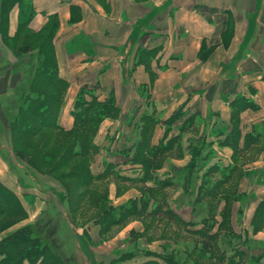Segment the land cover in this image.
Returning a JSON list of instances; mask_svg holds the SVG:
<instances>
[{"label": "crops", "instance_id": "1", "mask_svg": "<svg viewBox=\"0 0 264 264\" xmlns=\"http://www.w3.org/2000/svg\"><path fill=\"white\" fill-rule=\"evenodd\" d=\"M2 1L0 182L19 197L26 210L23 221L8 232L35 223L38 218L66 216L69 203L63 196L64 188L57 193L51 179L34 175L26 161L16 158L12 148L11 130L2 105L5 103L10 113L15 114L14 107L22 102L29 83L27 72L31 67L27 63L34 61L33 54L38 51L36 48L17 52L13 46L10 48L11 41L19 35L21 9L19 5L12 7L2 29ZM29 1L34 8L28 25L30 32L38 33L50 23L55 32L51 65L65 81L60 125L65 129L74 127V103L82 90L88 100L93 96L100 101L112 98L117 111L103 119L94 137L97 149L90 161L91 174L97 177L108 171L100 181L111 178L119 185L139 186L122 196H126L125 200H112L110 204L116 207L132 199L140 200L153 189L155 205L161 204V209L153 213L150 204L142 215L170 219L176 227L175 235L194 239L184 244L193 264L196 256L191 248L203 247L204 238L189 232V222H194L192 226L196 228L207 226L203 219L209 217L208 203L206 213L197 206L209 198L205 196V200L196 204L198 190H195L194 203L179 202L183 194L171 201L167 188L175 184L172 179L178 175L182 178L184 196L191 191L187 165L194 147L202 148L204 154L211 153L205 165L218 168L210 175L212 180L215 174L220 177L221 169L236 165L235 154L247 152L262 158L244 169L264 168V0ZM178 110L177 119L171 123ZM146 121L148 130L144 134ZM235 126L240 133L237 149L224 143ZM144 135L148 142L145 151L156 148L161 153L154 158L159 165L147 179L143 164L133 159ZM246 135L255 142L243 148ZM241 166L243 161L238 167ZM206 170H201L199 176ZM258 180L261 182L250 179L249 188L240 189L246 190L250 200L264 198V190H257L258 185H264V179ZM199 213L200 219H195ZM215 213L219 220V212ZM248 214L245 210L246 222L242 223L233 208L234 231L247 232L253 242H263L264 228L253 232L252 216ZM66 221L72 225L69 219ZM218 226L217 222L212 231ZM135 228L136 232L144 231V227ZM72 230L74 243L79 245L99 240L102 226L90 221ZM132 239L136 246L129 249H120L119 245L110 252L98 251L91 245L90 248L99 264H111L122 255L129 256L123 264H166L165 254L172 253L180 260L177 254L180 243L176 238L158 246L147 243L142 247L140 237ZM216 240L221 242L220 238ZM76 261H81L79 255Z\"/></svg>", "mask_w": 264, "mask_h": 264}, {"label": "trees", "instance_id": "2", "mask_svg": "<svg viewBox=\"0 0 264 264\" xmlns=\"http://www.w3.org/2000/svg\"><path fill=\"white\" fill-rule=\"evenodd\" d=\"M25 3L26 1L24 2V0H3L2 11H4L6 7L10 8V11L14 5L20 6L21 14L26 10L24 17L25 21H20L19 31L24 28L29 32L28 25L34 14V8L30 1L26 3V7ZM44 30H46L45 27ZM44 30L42 29V31L35 33L40 35L44 34L42 40L33 41L24 49L25 52H29L37 48L38 52L33 54L34 61H28L27 63L31 67L27 72V82L29 81L26 88L27 91H25L26 93L22 102L14 107L15 114L9 121L12 140L14 141L18 137H31L35 134L34 131L37 128H51L62 132L75 131V129H78L80 130V134L75 135L71 140L69 146L70 153L73 157H86V162L89 164L97 149L94 143V137L98 132L100 123L105 117L113 115V112L117 111V107L112 98L106 101H100L97 97L93 96L88 100L85 95V90H82L74 103V127L71 129H65L60 125L59 114L65 81L58 76L57 70L51 65L54 62L51 48V41L55 34L54 29L51 28L47 31ZM10 48L12 49L13 47L10 46ZM51 89L55 90L54 94L48 93ZM179 111L180 110L172 115L171 123L177 119ZM147 125L148 122L146 121L143 129L144 134H146L148 130ZM236 126L233 128L232 134L228 135L224 142L233 146L235 149H237L240 139V133ZM254 142L253 137L246 135L243 148H247ZM147 143V135H144L139 143L140 148H138L133 155L134 162H141L143 164L146 174L144 179L152 177V172L159 165L156 159L158 155L161 154L156 148H151L147 153L145 151ZM37 152H40V150ZM202 152V148L194 147V150L192 151V159L187 165V182L189 187H191V191H193V186L198 190L195 203H201L205 200L203 198L205 196H208L209 198V200H207L209 217L203 219V222L208 227L196 228L192 226L194 222H189L191 225V227H189V232L204 238V246L194 249L200 254L199 257H196L193 264L208 263L203 262L202 259H208L209 262L213 260L217 264H263L264 241L253 242V239L248 236L247 232L234 231L232 227L234 202H240L237 209L238 216L240 217L245 211V204L243 202H246L248 198L246 190H240L238 179H234L238 170L235 169V166L221 169L222 174L219 179L216 178L212 180L210 175L214 174L213 172H216L218 168L216 166L206 168L205 164L207 163V159L210 158L211 153L204 154ZM14 153L18 155L15 150ZM43 154L39 155L43 156L44 161L49 163L52 160V156L49 153ZM154 158L156 159L154 160ZM204 168L207 170L202 176H199V172ZM108 173L109 172L106 171L103 175L94 177L91 174L89 166L88 170L82 173V177L85 179L87 186L89 183L95 181V179L99 180L104 178ZM260 173H264V171ZM254 174L255 171L242 168L240 177L249 176L250 179H254ZM64 190L65 194L63 196L69 203V212L71 214L72 200L70 193L72 192L68 187H64ZM154 193V190L150 189L146 197L143 196L140 200L132 199L127 204L117 207L109 204L108 200L104 199L101 205L108 206L104 213H102L95 222L101 226L106 222L117 224V222L121 221L124 216L146 212L150 204H152L153 207L152 212L156 213L161 209L162 205H155L156 199ZM221 202H224V204L221 209H219L218 206ZM216 211H218L221 216L219 220H217L218 218L216 219ZM3 213L10 214V216L20 217V219L26 217V210L19 197L0 182V215ZM172 215L171 211H169V216L171 218ZM71 217L76 223L72 214ZM43 220L45 224L43 223ZM50 221L47 217L38 218L35 223L26 224L16 230L8 232H6L7 229L0 230V234L6 232V234L0 238V264H70L64 259L59 250L55 248L53 242H51L56 238L54 235L55 229L49 227V223H52L53 220ZM39 222L44 226L42 229L37 227L40 230L35 231ZM217 222L219 225L218 228L215 231H212ZM251 224L253 225V232L255 233L257 230L264 228V198L257 204L252 215ZM45 226L47 227L46 229ZM48 228H50V230ZM223 229L226 231L224 232ZM43 232H46L47 235H44ZM217 238H220L221 240L224 239V243L228 242L232 247H230V249L222 248L221 250L219 242L216 240ZM205 253L208 254L207 257H204L206 255ZM149 254L152 253L150 252ZM169 255L170 254H165L163 258L166 264H183L175 254L172 253L171 256ZM128 257L129 256L127 255L119 256L111 264H123L122 262ZM12 259L14 261L10 263ZM146 264L163 263L150 262Z\"/></svg>", "mask_w": 264, "mask_h": 264}, {"label": "rangeland", "instance_id": "3", "mask_svg": "<svg viewBox=\"0 0 264 264\" xmlns=\"http://www.w3.org/2000/svg\"><path fill=\"white\" fill-rule=\"evenodd\" d=\"M28 1V0H24ZM8 7H6L1 15L2 20V29H5V24L7 20V13L9 12ZM26 10H24L21 14L22 21H25ZM52 27L51 23L47 25L46 30H49ZM44 38V34H35L33 32H27L24 28L19 31L18 38L16 40L11 41V46L18 52L21 49H25L31 42L42 40ZM54 89H51L48 93L54 94ZM2 110L6 117V124L12 119V115L10 113L9 107L5 106V103L2 105ZM10 127V126H9ZM35 134L31 137H18L14 141L12 140V148L13 151L18 153L15 154L18 160L26 161L30 168L33 171V174L36 176H40L43 178L48 177L51 179L53 184V189L57 192V190L62 189L64 187H68L72 193L71 195V203H72V216L77 221L76 223L72 222V218L69 212H66V216L59 214L54 216L53 218L49 217V221L53 220L52 223H49V227L55 229V240L53 242L55 248L59 250L70 264H99L95 260V256L91 251L90 245L93 246L98 251H106L110 252L114 247L119 245L120 249H127L135 247L136 242L134 237H140L138 240L139 245L142 247L144 244L156 245L160 244L163 241H172L173 238L178 239L180 243L178 248V257L181 262L184 264H192L193 259L187 257V252L184 250V244L187 241H193L194 239H189L186 236L175 235L177 232H174L175 225H172V220L167 218H159L156 219L154 217H145L142 214H133L131 216H124V218L117 222V224H110V222H106L102 224V231L100 233L99 240L90 241V243L85 242L79 245L74 243V232L72 230L78 228L80 224H86L90 221H95L98 217L104 213L106 207L108 205H101L104 199L108 200L109 204L112 200L119 199L120 201L125 200L126 196L122 198L124 195L131 194L133 191L138 190L139 186L130 185H119L115 179H103L99 180L96 183L93 181L86 186L85 179L82 177V173L88 170V167L91 163L87 164L86 157H73L70 153V142L75 135L80 134V130L75 129V131L62 132L59 130L51 129V128H37ZM40 150V152H37ZM247 151V150H246ZM49 153L52 156V160L47 163L44 161L43 156L39 154ZM44 155V154H43ZM243 155L242 159L240 156ZM247 152L245 154L240 153V156L235 154L234 160L236 161L235 169L238 170L235 175V180L238 179L240 189H248L250 186V177L243 176L240 177L241 169L244 166H249L254 164L255 160L261 161L262 158L257 154L249 155ZM16 159V160H17ZM17 160V161H18ZM48 160V159H45ZM240 161H243V166L239 167ZM14 164V163H13ZM249 170L255 171L253 178L257 181L263 178L264 173H260L264 171V168H250ZM215 179L219 177L218 174H215ZM173 178V177H172ZM97 180V179H95ZM173 186H169L167 188L169 200H173L174 196L178 195V197L183 194V197L180 198L179 202L187 201L188 203H194L195 199V190L196 187H192L193 191L187 192L184 196L183 188L181 186L182 178L180 176H176L172 179ZM261 182V181H260ZM59 183V184H58ZM253 185V184H251ZM256 185V184H254ZM257 190L259 192L264 190V185H258ZM59 193V192H57ZM260 197L257 199L250 200L247 198L246 202H243L245 205V210L249 211V217L252 216L253 210H255L257 204L259 203ZM179 200V199H178ZM170 201V202H171ZM207 201H204L202 204H199L197 207L199 210L203 212H207ZM168 203V202H167ZM240 202H234V210L238 209ZM224 202H221L218 206L221 209ZM218 209V210H219ZM57 212V211H56ZM199 215V216H198ZM195 219H200V213ZM246 217L240 216V220L246 222ZM219 218L221 216L219 215ZM66 219L72 223V227L69 223H67ZM23 219L20 217L10 216V214H1L0 215V230L10 229L20 222ZM51 222V221H50ZM79 222V223H78ZM43 223L45 224L44 220ZM78 223V224H77ZM35 231H39L44 226L40 222L37 224ZM135 226L144 227V231L136 232ZM38 227V228H37ZM47 227L45 226V229ZM50 230V228H48ZM49 233V232H48ZM45 235L46 232H43ZM47 235V234H46ZM50 236V235H48ZM179 236V237H175ZM137 241V240H136ZM79 242V241H78ZM137 242V243H138ZM237 243V242H236ZM187 245V244H186ZM219 247L225 249H230L232 245L228 242L224 243V239L219 242ZM128 248V249H129ZM190 250H188L189 253ZM192 255L195 257H199V254L191 248ZM204 257H207L208 254ZM80 256L81 261L77 263L76 257ZM13 259L10 261L12 263ZM195 261V260H194ZM206 264H217L215 261H207Z\"/></svg>", "mask_w": 264, "mask_h": 264}]
</instances>
